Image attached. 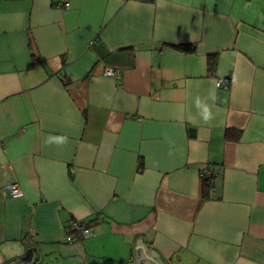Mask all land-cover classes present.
<instances>
[{
    "label": "crops",
    "instance_id": "0c3cea01",
    "mask_svg": "<svg viewBox=\"0 0 264 264\" xmlns=\"http://www.w3.org/2000/svg\"><path fill=\"white\" fill-rule=\"evenodd\" d=\"M139 237L264 264V0H0V264H130Z\"/></svg>",
    "mask_w": 264,
    "mask_h": 264
},
{
    "label": "built area",
    "instance_id": "2783aa9c",
    "mask_svg": "<svg viewBox=\"0 0 264 264\" xmlns=\"http://www.w3.org/2000/svg\"><path fill=\"white\" fill-rule=\"evenodd\" d=\"M64 6L67 7V4H65ZM103 74L105 76H109L113 78L118 77L117 71L107 69V68L103 70ZM216 86L226 87L227 81L224 79H219L216 81ZM201 176L204 178H208L210 180L214 179V176L210 170L202 171ZM211 188L213 191V185L211 186ZM211 188H210V191H211ZM3 192L8 197H17L21 194V187L18 184H10L4 188ZM34 234H35L34 232L29 233V237L34 236ZM93 235L94 234H93L92 229L83 220L73 219L69 222V224L66 227V241L68 243L80 242V241H83L85 239L92 237Z\"/></svg>",
    "mask_w": 264,
    "mask_h": 264
},
{
    "label": "water",
    "instance_id": "95a60500",
    "mask_svg": "<svg viewBox=\"0 0 264 264\" xmlns=\"http://www.w3.org/2000/svg\"><path fill=\"white\" fill-rule=\"evenodd\" d=\"M189 133L191 136L194 134V129L190 128ZM31 254V259H27V254ZM33 248L29 249L25 258H18L10 261L8 264H38L40 260V254L38 252V258ZM130 264H169L164 258H162L155 251L150 250L145 243L139 237L135 241V256Z\"/></svg>",
    "mask_w": 264,
    "mask_h": 264
},
{
    "label": "trees",
    "instance_id": "16d2710c",
    "mask_svg": "<svg viewBox=\"0 0 264 264\" xmlns=\"http://www.w3.org/2000/svg\"><path fill=\"white\" fill-rule=\"evenodd\" d=\"M176 49L180 50V51H187L189 50V47L188 46H184V45H180V46H175ZM215 66V61L214 59H211L209 61V67H210V70H212ZM212 181L213 180H210L208 178H204L202 179V186H201V195H202V198H207L208 195H209V191H210V188H211V185H212Z\"/></svg>",
    "mask_w": 264,
    "mask_h": 264
},
{
    "label": "clouds",
    "instance_id": "9594fccd",
    "mask_svg": "<svg viewBox=\"0 0 264 264\" xmlns=\"http://www.w3.org/2000/svg\"><path fill=\"white\" fill-rule=\"evenodd\" d=\"M208 118L207 109H205V119Z\"/></svg>",
    "mask_w": 264,
    "mask_h": 264
}]
</instances>
